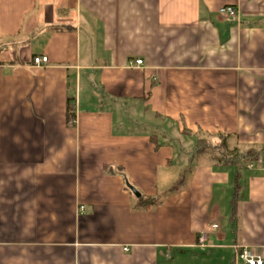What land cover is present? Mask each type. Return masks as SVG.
<instances>
[{"label": "crops", "instance_id": "crops-1", "mask_svg": "<svg viewBox=\"0 0 264 264\" xmlns=\"http://www.w3.org/2000/svg\"><path fill=\"white\" fill-rule=\"evenodd\" d=\"M263 158L264 0H0V264L264 258Z\"/></svg>", "mask_w": 264, "mask_h": 264}, {"label": "trees", "instance_id": "trees-1", "mask_svg": "<svg viewBox=\"0 0 264 264\" xmlns=\"http://www.w3.org/2000/svg\"><path fill=\"white\" fill-rule=\"evenodd\" d=\"M75 100H72V98H69L68 100V107H67V119L68 122H70L71 120H75L76 118V110H75ZM72 125H75L76 122L74 121L73 123H71ZM215 134L210 133V132H201V136L198 138L197 141V149H196V154L198 155H202V154H207L205 149L202 148L200 145L204 142V141H212V137H214ZM218 136L222 137V145H226L227 144V138H228V134H224L219 132ZM152 139L156 140V136L152 135L151 136ZM225 148V147H224ZM227 149V148H226ZM225 149V150H226ZM260 158V150L257 149H250L244 153H236L233 156H231L230 154H228V152L223 151V153L219 154V157L216 159L218 160L217 162H220L222 164H237L240 160H254V159H259ZM239 189V184L236 182L235 184V190L238 191ZM143 200H142V204L144 207L148 206V205H152V204H156L157 203V199L155 197H145L142 196ZM234 211H236V205H234Z\"/></svg>", "mask_w": 264, "mask_h": 264}, {"label": "built area", "instance_id": "built-area-1", "mask_svg": "<svg viewBox=\"0 0 264 264\" xmlns=\"http://www.w3.org/2000/svg\"><path fill=\"white\" fill-rule=\"evenodd\" d=\"M220 13L227 16L230 20H236L238 18V11L236 7L233 5H226L220 9ZM34 66H42L44 63L48 61L47 56H34L33 57ZM143 63L142 59H137L136 64L141 65ZM75 106V105H74ZM75 120H71L70 123L76 122ZM261 164L264 165V158L261 160ZM249 167H253L254 163L250 162L248 164ZM83 208V207H82ZM207 240V234L204 233L199 238V243L204 246L205 241ZM233 264H264V258L261 255L256 254L250 248H238L236 252V256L234 258Z\"/></svg>", "mask_w": 264, "mask_h": 264}, {"label": "rangeland", "instance_id": "rangeland-1", "mask_svg": "<svg viewBox=\"0 0 264 264\" xmlns=\"http://www.w3.org/2000/svg\"><path fill=\"white\" fill-rule=\"evenodd\" d=\"M200 146L205 149V151L208 154V156L210 155L209 156L210 158L211 157H215L214 159H217L219 157L218 153H217L219 151V148L217 150H215L214 147H213V142L212 141H209V140L208 141H204ZM227 254H229V252ZM202 255H204V254L202 253ZM229 264H231V262H229Z\"/></svg>", "mask_w": 264, "mask_h": 264}, {"label": "water", "instance_id": "water-1", "mask_svg": "<svg viewBox=\"0 0 264 264\" xmlns=\"http://www.w3.org/2000/svg\"><path fill=\"white\" fill-rule=\"evenodd\" d=\"M132 190L134 191L135 194H137L138 196L140 195V193L134 188V187H131Z\"/></svg>", "mask_w": 264, "mask_h": 264}]
</instances>
